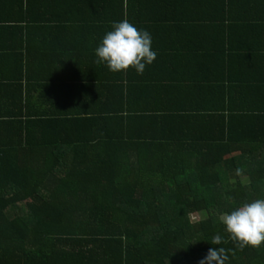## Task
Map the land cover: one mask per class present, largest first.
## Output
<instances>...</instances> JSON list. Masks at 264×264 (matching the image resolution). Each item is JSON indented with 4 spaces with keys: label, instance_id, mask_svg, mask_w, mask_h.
I'll use <instances>...</instances> for the list:
<instances>
[{
    "label": "trees",
    "instance_id": "16d2710c",
    "mask_svg": "<svg viewBox=\"0 0 264 264\" xmlns=\"http://www.w3.org/2000/svg\"><path fill=\"white\" fill-rule=\"evenodd\" d=\"M182 2L150 0L143 16L128 21L152 37L156 24L185 17L172 8ZM224 2L228 17V0H200V6L212 10L208 5ZM107 10L100 1L0 0V25L12 26L18 37L16 47L0 46V84L14 89H0V264H198L210 247L226 250V264H264V243L239 248L220 221L223 213L264 199L262 95L254 106L246 99L220 105L207 98V105L195 107L187 96L214 88L207 79L176 76L164 83L161 71L152 81L130 80L129 68L82 88L83 102H60L54 97L67 84L61 72L51 68L47 78L33 77L31 66H57L61 55L75 56L67 48L74 41L92 40L93 34L86 38L73 28L93 33L107 22L110 30L114 17L125 15L120 1ZM75 13L85 18L81 26ZM164 32L145 68L158 57L162 68L188 65L184 50L175 53ZM180 41L181 35L175 44ZM6 52L13 54L14 76ZM235 53L222 62L229 65ZM56 75L61 85L47 99L48 79ZM24 80L43 89L37 100L45 102L28 99ZM193 215L199 220L192 222ZM217 234L222 243L211 245Z\"/></svg>",
    "mask_w": 264,
    "mask_h": 264
},
{
    "label": "crops",
    "instance_id": "0c3cea01",
    "mask_svg": "<svg viewBox=\"0 0 264 264\" xmlns=\"http://www.w3.org/2000/svg\"><path fill=\"white\" fill-rule=\"evenodd\" d=\"M89 1L90 5L92 2L98 3L99 1L102 7H106L107 5L108 13L114 9V2L120 1L123 4L125 15L115 16V20L127 19L133 20L132 22L135 23L138 18L144 15L145 6L150 0ZM228 1L230 7L227 12L229 14L228 17L225 16L226 10H223L226 7L225 2L208 5L219 10L202 8L200 0H197L195 4L199 3V6H195L190 0H183L182 3L176 5L173 4V10L182 11L185 17H181L179 22H175V19L169 18L167 22L164 21L161 25L156 24V27L152 28V45L157 47L158 41L156 39L158 38L159 31L163 32V29H166L164 33L168 34L171 38V40L169 39V43L172 44L173 40V51L176 53V49H183L184 55L189 58L188 65L186 61L183 63L175 61L173 65L170 63L164 64L163 70L162 65L159 66L157 62H160L162 57H158L156 64L151 68H145L141 76L136 74L133 69L130 74V80H134L139 76L143 80L151 78L152 81L160 77L161 71L165 73L163 75V82L165 81L166 83H175L174 78L176 76L177 80H191V77L194 76L200 79H207L214 85V88L208 89L207 92L203 90L201 95L194 93L190 96L189 93L186 103H191L195 107H202V105L209 103L207 98H209V101L220 105H222L223 100L228 105L246 99L249 101L250 106H254L261 95L264 97V1L259 2L260 0H257V8L253 2L254 0ZM194 7H197V13H193ZM185 13H190L191 15L186 16ZM75 14L77 15L78 26L84 24L85 18L77 13ZM137 22L139 23V21ZM7 23L11 22H3L4 25H7ZM9 27L12 26L0 25V46L6 50H10L12 46L16 47L15 40L18 38L16 31L9 29ZM75 29L82 30L81 36L88 38L89 34H93V38L92 40L90 38L87 40H76L70 44L67 48L74 52V57L65 53L60 56L62 63L57 66L50 67L35 64L30 69V72L34 73L33 77L35 79H42L48 77L47 73L52 68V70L63 74L64 82L66 81L67 84H64L59 94L55 96L61 85V76L56 75L48 79V82H50L48 88L51 89L49 94H46L43 89L39 88L38 84H31L29 80H24L22 85L28 92L29 100L30 98L32 101L37 100L41 97V92H44L46 95L43 97L47 99L55 96L54 99L58 100L59 98L60 102H64V100L77 102L82 97V88L98 87L107 79V75L111 76V72H106L104 64L98 63L94 55V49L100 43L105 32L109 30L107 22L97 23V27L93 33H88V27H76L73 28V31ZM179 35H181V41L175 44L178 41ZM234 51H236L234 59L229 65L224 64L222 58L226 54L233 56ZM6 53L8 54L7 63H9L10 74L14 76L16 65L13 59H11L13 54L12 52ZM175 53L172 52L167 55L170 56ZM84 57H87L89 61L86 62ZM148 72L157 74H153L151 77L147 74ZM13 81L15 82V80ZM15 83L17 84V82ZM10 85V82L7 84L2 83L0 84V89L14 92V89ZM185 86L192 87L193 84L189 83L188 85L185 84ZM214 89L215 92L210 94ZM2 96L3 93H1L0 98ZM172 98L171 103L176 104L175 91L170 93V99ZM156 99L160 98H153L151 101H156ZM38 101L45 102L43 99H39ZM83 101L84 99H81V102Z\"/></svg>",
    "mask_w": 264,
    "mask_h": 264
},
{
    "label": "clouds",
    "instance_id": "9594fccd",
    "mask_svg": "<svg viewBox=\"0 0 264 264\" xmlns=\"http://www.w3.org/2000/svg\"><path fill=\"white\" fill-rule=\"evenodd\" d=\"M98 63L104 64L113 73L125 72L129 68L142 75L145 67L156 58L152 50L151 34L137 28L127 19L113 22L94 49ZM239 172V170H237ZM220 221L229 238L239 248L258 247L264 243V199L244 203L234 210L223 213ZM223 238L217 234L211 245H220ZM228 255L223 247H210L198 264H226Z\"/></svg>",
    "mask_w": 264,
    "mask_h": 264
},
{
    "label": "rangeland",
    "instance_id": "374dc122",
    "mask_svg": "<svg viewBox=\"0 0 264 264\" xmlns=\"http://www.w3.org/2000/svg\"><path fill=\"white\" fill-rule=\"evenodd\" d=\"M245 180H247V178H245ZM141 209H143V207ZM9 213H10V210H9ZM198 220H199V217L198 216H196V215L191 216V221L192 222H196Z\"/></svg>",
    "mask_w": 264,
    "mask_h": 264
}]
</instances>
